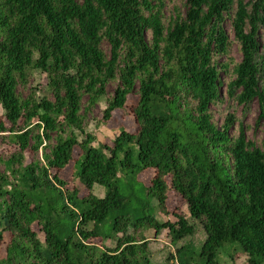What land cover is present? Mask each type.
<instances>
[{
    "label": "trees",
    "instance_id": "obj_1",
    "mask_svg": "<svg viewBox=\"0 0 264 264\" xmlns=\"http://www.w3.org/2000/svg\"><path fill=\"white\" fill-rule=\"evenodd\" d=\"M167 3L0 0V108L9 124L0 122V133L17 150L0 160L15 178L0 175V242L9 236L0 264H219L226 248L233 264L234 252L245 264H264V140L260 147L249 141L242 125L231 138L235 116L219 128L211 112L223 101L226 73L228 99L245 117L258 101L264 121V0H185V12L176 7L169 21ZM35 73L47 75L54 100L19 93ZM113 83L103 120L125 112L136 95V130L89 146L83 97L95 106ZM78 147L81 186L70 188L62 172ZM149 169L155 173L146 184L140 176ZM171 190L190 219L160 221L149 212L155 203L169 215ZM195 223L204 235L198 248ZM139 230L167 233L176 253L155 263Z\"/></svg>",
    "mask_w": 264,
    "mask_h": 264
},
{
    "label": "rangeland",
    "instance_id": "obj_2",
    "mask_svg": "<svg viewBox=\"0 0 264 264\" xmlns=\"http://www.w3.org/2000/svg\"><path fill=\"white\" fill-rule=\"evenodd\" d=\"M169 1V0H168ZM171 3H167L165 9H164V16L167 21H169L170 17L173 15L175 8L178 7L180 11L185 12V0H170ZM249 1V0H247ZM225 28L227 30L228 35L230 36L231 40L234 39L233 34V28L231 25V21L227 20L225 23ZM149 41L151 40L150 35H148ZM102 48L107 55L108 58H110V52L111 48L108 42H104L102 45ZM231 56L234 58L235 61L240 62L242 60L241 55L239 54L237 50V46L233 45L231 49ZM226 59L222 58L220 60V63L225 62ZM221 92L223 96V101L211 105V112L213 115V119L215 124L221 128L224 123L226 122V119L229 115L235 116L237 119L235 122V125L230 131L231 138L235 139L240 134V125L243 126L245 135L247 139L253 143H255L257 146L262 145V141L264 140V121L259 122V117L261 113L260 109V103L257 101L254 103L252 107V111L250 114H248L246 117L244 116L243 108L238 106L235 102H232L228 99V96L226 94L227 92V86L229 83V75L226 73H222L221 75ZM118 83L110 84L107 87V94L106 96L95 106H90V98L89 96L85 95L82 100V106L83 110L81 113V116L84 117V130L87 134H92L94 138L89 142V146L95 145L99 146L101 143H112L117 134H119L122 130H127L129 132H134L136 130L137 124L135 122L134 117L130 114V106L134 104L137 101V96H131L128 99V105L125 112H116L112 119L108 122H104L103 120V112L106 109V107L109 104V101L113 98L116 88L118 87ZM32 92H36V97L42 98L47 97L49 100H54L53 94L51 93L49 87H48V79L46 74L41 73H35L29 81V86L27 88L20 87L19 93L27 98ZM3 111L0 108V122L5 123L6 127H9V124L6 123L4 119H2ZM68 131V130H67ZM81 138V141L85 138V135H83ZM32 144L34 143V140L31 141ZM81 148L78 147L74 151V159L70 162L67 169L62 172L63 178L66 179L67 182H69V187L74 188L76 186H81L80 179L76 176L77 169V159H80L82 156L81 154ZM16 148L14 146H11L5 141L3 134L0 133V160L7 161L9 159V156L11 154L16 153ZM38 158H41L43 156L42 150L37 154ZM27 161L28 163L31 162L32 158L34 157L33 153L27 152ZM155 170L149 169L146 172H144L140 176V180L146 184L150 182L152 177L154 176ZM0 175H7L8 176V182L13 183L15 182L14 176L7 170V167L0 163ZM125 180H122L121 187L122 191L124 187ZM94 193L97 196L103 197L106 195V189L104 187H100L98 185L94 188ZM88 195L87 190H83L80 197H85ZM167 210L169 212V215H164L153 203L152 208L150 209V213H152L154 216H158L160 221L164 220H170L171 222H175V214L183 215L186 218L190 219V213L188 211L187 205L185 201L177 195L173 190L169 192L168 200L166 202ZM154 206V207H153ZM197 226V234L196 237H194L193 241L194 244L198 248L202 242V239L204 238V235L201 231V227L195 223ZM33 229L37 232H39V227L34 226ZM139 232L137 233L138 239H140V236L142 234H145L148 238V240L151 243L152 247V260L154 262L158 261H164L165 256L168 255V253L175 254L176 253V247L169 243V238L167 233H162L159 235V237L155 238L152 232ZM43 234H41V239L43 240ZM9 242V236L7 234L4 235V239L2 242H0V259L4 258L6 255V247ZM96 244L101 247V244H98V241ZM106 247L108 248H115L116 243L113 241H107ZM233 254V251L226 248L224 251H222L218 256V262L219 264H233L230 256ZM235 254V263L236 264H245L246 257L244 256H237V253ZM177 264V263H176Z\"/></svg>",
    "mask_w": 264,
    "mask_h": 264
}]
</instances>
